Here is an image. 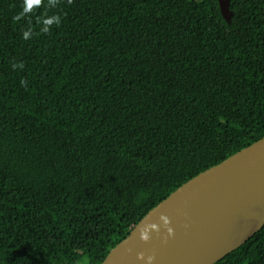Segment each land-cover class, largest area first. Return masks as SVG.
<instances>
[{
    "label": "trees",
    "instance_id": "obj_1",
    "mask_svg": "<svg viewBox=\"0 0 264 264\" xmlns=\"http://www.w3.org/2000/svg\"><path fill=\"white\" fill-rule=\"evenodd\" d=\"M23 3L0 0V264H101L264 136V0L230 24L219 0ZM216 264H264V227Z\"/></svg>",
    "mask_w": 264,
    "mask_h": 264
},
{
    "label": "water",
    "instance_id": "obj_2",
    "mask_svg": "<svg viewBox=\"0 0 264 264\" xmlns=\"http://www.w3.org/2000/svg\"><path fill=\"white\" fill-rule=\"evenodd\" d=\"M227 24L230 0H219ZM174 229L169 235L162 216ZM156 223L147 242L141 229ZM264 227V136L209 167L153 207L101 264H216ZM143 252L144 259L138 254Z\"/></svg>",
    "mask_w": 264,
    "mask_h": 264
},
{
    "label": "clouds",
    "instance_id": "obj_3",
    "mask_svg": "<svg viewBox=\"0 0 264 264\" xmlns=\"http://www.w3.org/2000/svg\"><path fill=\"white\" fill-rule=\"evenodd\" d=\"M71 2H72V0H69V3H71ZM41 3H42V0H24L23 10L21 13H19L17 16L14 17V20H19L22 16H24V15H26L32 11L33 5H39ZM46 23H48V24H53V23L59 24L60 23V17L59 16L50 17L48 19V21H46ZM42 31L44 33H47L49 31V29L46 28V29H43ZM30 36H31V30L25 31L23 33L24 39H28ZM17 66L22 68L23 64H19V65L13 64V68H16ZM21 84H22V86H26L27 81L22 80ZM161 219L164 221V226L167 228L168 234L174 235V229H172L171 227H168V225L171 223L169 217L164 215L161 217ZM152 230L159 232L160 226L156 223H151V224L146 225L144 228L141 229L140 238L145 242L149 241L151 239L150 232ZM138 258L143 260L145 258L144 253L143 252L139 253ZM147 260H148V264H152V261L155 260V255L148 256Z\"/></svg>",
    "mask_w": 264,
    "mask_h": 264
}]
</instances>
